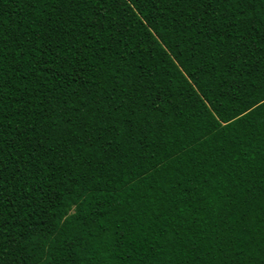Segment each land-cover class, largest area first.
I'll return each instance as SVG.
<instances>
[{
	"label": "trees",
	"instance_id": "obj_1",
	"mask_svg": "<svg viewBox=\"0 0 264 264\" xmlns=\"http://www.w3.org/2000/svg\"><path fill=\"white\" fill-rule=\"evenodd\" d=\"M0 264H264V0H0Z\"/></svg>",
	"mask_w": 264,
	"mask_h": 264
}]
</instances>
